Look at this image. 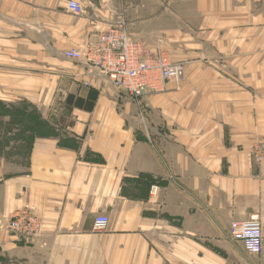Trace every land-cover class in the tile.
Segmentation results:
<instances>
[{"label": "crops", "instance_id": "0c3cea01", "mask_svg": "<svg viewBox=\"0 0 264 264\" xmlns=\"http://www.w3.org/2000/svg\"><path fill=\"white\" fill-rule=\"evenodd\" d=\"M67 1L0 0V104L42 122L0 129V261L264 264V156L251 159L264 150V0H75L81 17ZM112 13L185 65L178 86L135 100L65 58ZM23 209L43 222L28 242L4 228ZM252 213L258 256L229 236Z\"/></svg>", "mask_w": 264, "mask_h": 264}, {"label": "built area", "instance_id": "2783aa9c", "mask_svg": "<svg viewBox=\"0 0 264 264\" xmlns=\"http://www.w3.org/2000/svg\"><path fill=\"white\" fill-rule=\"evenodd\" d=\"M65 11L71 16L81 17L85 9L79 1L69 0ZM64 56L67 60L94 69L117 90L135 100L163 93L169 83L178 86L185 72L183 63L173 62L165 52L158 49L151 51L132 39L121 16L100 32L86 48L69 49ZM263 156L264 150H258L251 159L258 162ZM156 193L157 187H151L153 198ZM108 224V217L97 216L93 230L102 232ZM42 227L43 222L29 209L16 212L4 226L9 234L26 242L40 236ZM229 236L232 241L241 244L246 254L258 256L262 253L263 236L257 213L250 214L244 222L231 224Z\"/></svg>", "mask_w": 264, "mask_h": 264}, {"label": "trees", "instance_id": "16d2710c", "mask_svg": "<svg viewBox=\"0 0 264 264\" xmlns=\"http://www.w3.org/2000/svg\"><path fill=\"white\" fill-rule=\"evenodd\" d=\"M21 106H26V105H21ZM0 107L3 108L4 111H6L5 113H0V129L2 125H6V122L3 121V119L7 117L8 119L9 118L12 119L11 124L10 121H8L9 124L8 130L10 129L11 126L15 125L18 127L24 126L22 128L28 129V131L33 135H38L39 133L42 132V122L39 120L34 110L31 109L30 110L31 112L20 111L18 106L7 107L3 104H0ZM26 107L28 108V106ZM21 139L26 140L24 137Z\"/></svg>", "mask_w": 264, "mask_h": 264}, {"label": "rangeland", "instance_id": "374dc122", "mask_svg": "<svg viewBox=\"0 0 264 264\" xmlns=\"http://www.w3.org/2000/svg\"><path fill=\"white\" fill-rule=\"evenodd\" d=\"M110 15H111V13H110ZM118 16L120 17V15H114L113 13H112V18H114V19H116V18H118ZM18 108L20 109V111H27V112H31L30 110V108L28 107H26V106H18ZM19 109H17V110H19ZM6 111H4L3 110V108H1L0 107V113H5ZM4 123V122H3ZM22 127H24V126H19L18 128H22ZM9 128V124H8V122L6 123V125H2L1 126V129H3V130H5V129H8ZM18 139H20V140H22L21 138H18ZM12 161L11 162H13V161H15V162H19V160H21V159H17V158H13V159H11ZM9 161H10V159H9ZM14 162V163H15ZM23 162V161H22ZM20 163V165H22L23 163ZM16 168H19L20 169V167L19 166H17ZM21 240V239H20ZM18 260L19 259H17V258H15V262H13V263H11V262H6V263H4V262H1L0 261V264H18ZM21 264H25V261L24 262H21Z\"/></svg>", "mask_w": 264, "mask_h": 264}]
</instances>
